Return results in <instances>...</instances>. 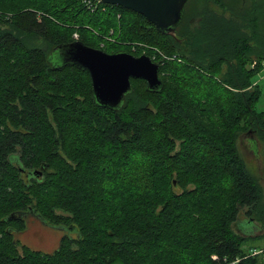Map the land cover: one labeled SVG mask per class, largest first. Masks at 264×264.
<instances>
[{"label":"trees","instance_id":"trees-1","mask_svg":"<svg viewBox=\"0 0 264 264\" xmlns=\"http://www.w3.org/2000/svg\"><path fill=\"white\" fill-rule=\"evenodd\" d=\"M89 1L0 0V264H264L237 227L264 231L262 2L187 0L171 36ZM74 40L147 54L161 86L130 78L117 109L98 104L85 68L50 61ZM242 135L260 147L256 174ZM27 213L77 235L33 249L14 235Z\"/></svg>","mask_w":264,"mask_h":264},{"label":"water","instance_id":"water-1","mask_svg":"<svg viewBox=\"0 0 264 264\" xmlns=\"http://www.w3.org/2000/svg\"><path fill=\"white\" fill-rule=\"evenodd\" d=\"M97 1L140 13L157 30L175 36L187 0ZM52 54L59 57V64L56 65L72 63L85 68L90 76L95 101L113 109L121 105L125 94L131 90L130 78L144 79L149 89H157L162 83L158 76V64L145 53L135 56L126 51L106 52L74 40L54 47ZM30 173L37 175L41 171Z\"/></svg>","mask_w":264,"mask_h":264},{"label":"rangeland","instance_id":"rangeland-1","mask_svg":"<svg viewBox=\"0 0 264 264\" xmlns=\"http://www.w3.org/2000/svg\"><path fill=\"white\" fill-rule=\"evenodd\" d=\"M193 0H190L192 2ZM225 2L229 1H237L239 3L240 0H224ZM245 5L249 6L253 2V0H244ZM258 2H262L261 7L257 6L258 10V20L259 25L264 28V0H256ZM189 2V4H190ZM158 51V50H157ZM159 52V51H158ZM160 55L162 53L159 52ZM163 57L165 55H162ZM167 57V56H165ZM171 58V57H167ZM175 58V56H172ZM50 61L53 64H59V57L55 54H52L50 57ZM182 62V61H180ZM261 67L255 72L252 76V83L257 85V88L260 92V96L255 104L256 111H264V59L260 60ZM183 63V62H182ZM258 62L256 60L252 61L250 67L256 66ZM257 148H260L257 145V142L250 135H242V137L238 140V150L244 158L247 167L249 170L256 174L261 167L262 157L260 154V150L257 151ZM12 157V156H11ZM13 158V157H12ZM264 161V160H263ZM175 180H173V183ZM25 215V214H24ZM27 226L25 230L21 232L15 233L16 239H18L21 243L28 245L29 247L40 250L42 252H50L54 250L60 238L63 235H68L71 237H75L77 235V230L72 226H64V225H49L45 221L39 219L37 216L27 213L25 215ZM238 230L242 233L248 235V237L243 242L242 248L246 251H250L253 249H263L264 248V231L261 232V228L257 223H250L243 220L238 223ZM261 232V233H260ZM263 262H264V253L261 254Z\"/></svg>","mask_w":264,"mask_h":264},{"label":"built area","instance_id":"built-area-1","mask_svg":"<svg viewBox=\"0 0 264 264\" xmlns=\"http://www.w3.org/2000/svg\"><path fill=\"white\" fill-rule=\"evenodd\" d=\"M87 4H89L91 6V2L89 0H84ZM263 254L264 253V248L263 249H253L250 252V255H257V254ZM215 259V257H214ZM239 261V258L233 260V261H225L224 264H237V262Z\"/></svg>","mask_w":264,"mask_h":264}]
</instances>
